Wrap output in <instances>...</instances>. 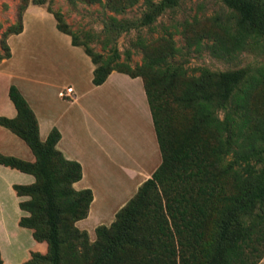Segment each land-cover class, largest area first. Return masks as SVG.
I'll return each instance as SVG.
<instances>
[{"label":"trees","instance_id":"trees-1","mask_svg":"<svg viewBox=\"0 0 264 264\" xmlns=\"http://www.w3.org/2000/svg\"><path fill=\"white\" fill-rule=\"evenodd\" d=\"M180 1L162 0L144 16L145 24ZM221 3L227 13L208 19L207 42L194 37L189 48L227 60L259 49L264 0ZM48 12L58 31L82 47L95 66L93 85L113 71L142 79L161 164L109 227L95 229L98 241L90 244L86 231L75 226L92 202L89 189L73 188L81 167L56 149L57 130L40 141L34 113L11 86L8 97L16 117H0V126L19 137L35 160L0 155V165L34 178L31 184L13 185L17 197L29 198L19 202L27 215L18 225L46 245L44 253H32L23 264H258L264 257V102L254 106L253 96L264 86V64L223 72L200 68L198 75H188L172 61L181 49L169 33L152 51L138 39L143 58L131 67L129 52L123 58L116 49L95 53L76 41L59 13ZM21 31L20 20L4 39ZM1 45L0 62L10 57L5 41Z\"/></svg>","mask_w":264,"mask_h":264},{"label":"crops","instance_id":"crops-1","mask_svg":"<svg viewBox=\"0 0 264 264\" xmlns=\"http://www.w3.org/2000/svg\"><path fill=\"white\" fill-rule=\"evenodd\" d=\"M6 44L10 57L0 62V117H16L8 97L9 88L15 86L35 115L40 141L57 130L56 149L81 167V179L73 188L89 189L92 202L87 217L75 226L90 233L86 225L92 220L93 232L98 226L110 225L161 164L142 79L113 71L101 85H93L95 66L90 58L81 47L73 46L70 36L58 31L54 17L38 6L24 10L22 31L7 36ZM68 87L73 91L70 97H61L59 93ZM0 155L31 163L35 160L28 146L2 126ZM33 181L30 175L0 165V238L8 248L13 247L11 250L15 245L22 247L24 258L30 250L46 251V245L37 243L30 231L29 249L20 242L15 244L17 237H12L19 233L18 221L24 216L13 185ZM11 224L13 230H9ZM0 251L4 259L5 252Z\"/></svg>","mask_w":264,"mask_h":264},{"label":"rangeland","instance_id":"rangeland-1","mask_svg":"<svg viewBox=\"0 0 264 264\" xmlns=\"http://www.w3.org/2000/svg\"><path fill=\"white\" fill-rule=\"evenodd\" d=\"M32 1L0 0V54H3L2 41L6 43L4 34L9 29L18 28L27 7L38 6L47 12L50 10L53 13H59L76 41L86 43L93 52L107 54L111 49H116L121 54V58L124 57L125 52H129L131 67L141 64L143 58L141 47L136 45L138 39L145 40L149 44V50L152 51L154 47H158L159 39L169 33L176 47L181 49V53L176 55L172 61L177 65H182L188 75H198L200 68L223 72L259 67L264 64V41L261 42L259 49L245 51L229 60L213 58L206 50L195 52L194 47L189 48V42L194 37H198L202 43L207 42V32L205 34L203 32L209 29L208 19L210 17L227 13L221 0H181L176 7L164 9L159 15L154 16L150 24H145L144 16L153 12L155 6L162 0H150L153 7L149 3L146 4L145 0H136L134 3L129 0H45L41 5H34ZM262 102H264V86L258 89L253 96L254 106L259 108ZM28 199V197L19 198L20 201ZM26 215L27 213H24V216ZM93 222L94 220L86 225L90 232H86L90 244L98 241L95 230L94 232L91 230ZM11 229L13 230L12 224L9 226V230ZM16 229L19 233L12 236L17 237L15 244L20 242L21 246L29 249L32 243L30 236L32 231L19 227ZM63 231L65 234L66 228ZM2 235L0 233V237ZM6 245V242L1 241L0 238V248L5 252L4 259L0 254L2 264H8V258L15 261V264H23L31 258L32 253H37L35 250H30L29 257L26 258L28 254L26 252L24 258L20 250L22 247L18 249L15 245L14 250H11L13 247L8 248ZM39 250L42 251L43 246H39ZM258 264H264V257Z\"/></svg>","mask_w":264,"mask_h":264},{"label":"built area","instance_id":"built-area-1","mask_svg":"<svg viewBox=\"0 0 264 264\" xmlns=\"http://www.w3.org/2000/svg\"><path fill=\"white\" fill-rule=\"evenodd\" d=\"M72 88H70V87H68V88H66V89H64V91H61L60 93H59V95L61 96V97H66V96H68V97H70V95L72 94Z\"/></svg>","mask_w":264,"mask_h":264}]
</instances>
